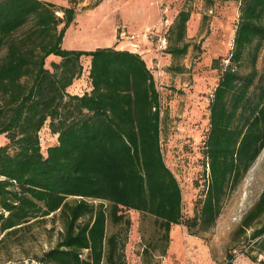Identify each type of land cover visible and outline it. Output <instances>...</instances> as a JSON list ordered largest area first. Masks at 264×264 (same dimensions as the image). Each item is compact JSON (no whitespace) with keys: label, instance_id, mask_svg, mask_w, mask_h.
Here are the masks:
<instances>
[{"label":"trees","instance_id":"obj_1","mask_svg":"<svg viewBox=\"0 0 264 264\" xmlns=\"http://www.w3.org/2000/svg\"><path fill=\"white\" fill-rule=\"evenodd\" d=\"M237 1L232 48L224 66L212 64L220 78L208 107L207 179L198 209L183 222L181 190L160 146L159 93L141 56L111 47L63 49L73 6L62 7L59 17L50 2L0 0V136L7 139L0 146V247L51 217L61 224L59 238L38 264H120L130 226L124 211L154 218L164 242L172 226L193 235L215 226L264 147V77L255 66L264 43V0ZM189 18L190 11L180 10L168 29L172 57L187 52ZM49 56L61 60L54 72L45 67ZM81 58L89 59L92 89L69 95ZM246 58L250 70L241 74ZM46 122L57 140L42 152ZM263 216L264 190L237 230L251 229L252 251L240 256L246 264H264ZM109 222L124 223L125 231L108 234ZM228 257L235 264V253Z\"/></svg>","mask_w":264,"mask_h":264},{"label":"rangeland","instance_id":"obj_2","mask_svg":"<svg viewBox=\"0 0 264 264\" xmlns=\"http://www.w3.org/2000/svg\"><path fill=\"white\" fill-rule=\"evenodd\" d=\"M62 7L73 6L75 18L66 30L63 49L91 51L96 47L115 48L136 53L150 70L160 102V146L165 165L173 173L181 190L183 222L191 219L207 179L204 143L209 131V102L220 78L212 64L225 58L232 48L239 16L237 0H41ZM98 2V5H94ZM190 11L185 43L187 52L172 57L167 52L168 29L180 10ZM98 40V45L94 42ZM0 53V58L3 55ZM248 57V56H246ZM60 59L49 56L45 67L51 72ZM89 59L81 58V75L67 87L69 95L91 91ZM256 69L264 77V43L258 52ZM250 70L248 58L241 74ZM256 83V82H255ZM48 122L39 132L42 152L56 144ZM7 143L0 136V146ZM205 170V171H204ZM264 190V147L239 185L225 200L215 226L208 232L172 226L164 242L157 221L134 211H124L130 220L120 264H232L233 253L240 257L252 251L251 229L240 235L238 228L245 214ZM264 221V216L259 222ZM259 226L257 222L253 224ZM32 226V227H31ZM29 229L0 247V264H38L37 260L55 246L59 238V220L38 219ZM125 224H107V233L124 232ZM165 255L161 256L162 249ZM233 250L235 252H233ZM233 252V253H232ZM253 256L255 252L251 253ZM85 255H82L84 257ZM102 264H108L104 261Z\"/></svg>","mask_w":264,"mask_h":264},{"label":"crops","instance_id":"obj_3","mask_svg":"<svg viewBox=\"0 0 264 264\" xmlns=\"http://www.w3.org/2000/svg\"><path fill=\"white\" fill-rule=\"evenodd\" d=\"M98 5V2L96 3V5L95 6H97ZM94 6V7H95ZM96 45H98V40L96 41V42H94ZM96 48H102V47H96ZM95 48V49H96ZM94 50V49H93ZM240 261H242L243 262V264H246V262L244 261V260H242L240 257H237L235 260H234V262H235V264H239L240 263Z\"/></svg>","mask_w":264,"mask_h":264}]
</instances>
